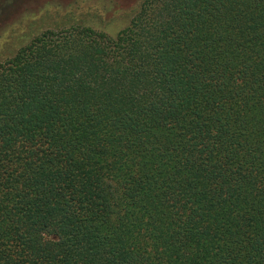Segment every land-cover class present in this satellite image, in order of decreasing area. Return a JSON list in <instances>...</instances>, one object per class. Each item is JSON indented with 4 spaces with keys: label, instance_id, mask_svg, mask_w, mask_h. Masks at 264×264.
Listing matches in <instances>:
<instances>
[{
    "label": "trees",
    "instance_id": "1",
    "mask_svg": "<svg viewBox=\"0 0 264 264\" xmlns=\"http://www.w3.org/2000/svg\"><path fill=\"white\" fill-rule=\"evenodd\" d=\"M0 264H264V0H141L0 61Z\"/></svg>",
    "mask_w": 264,
    "mask_h": 264
},
{
    "label": "rangeland",
    "instance_id": "2",
    "mask_svg": "<svg viewBox=\"0 0 264 264\" xmlns=\"http://www.w3.org/2000/svg\"><path fill=\"white\" fill-rule=\"evenodd\" d=\"M141 0H0V61L45 30L88 27L114 36Z\"/></svg>",
    "mask_w": 264,
    "mask_h": 264
}]
</instances>
